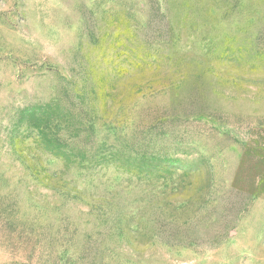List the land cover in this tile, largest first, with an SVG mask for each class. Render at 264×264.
<instances>
[{
	"label": "rangeland",
	"instance_id": "374dc122",
	"mask_svg": "<svg viewBox=\"0 0 264 264\" xmlns=\"http://www.w3.org/2000/svg\"><path fill=\"white\" fill-rule=\"evenodd\" d=\"M0 264H264V0H0Z\"/></svg>",
	"mask_w": 264,
	"mask_h": 264
}]
</instances>
